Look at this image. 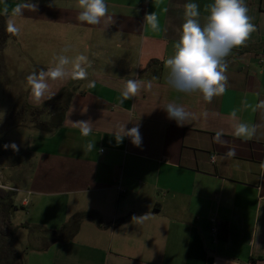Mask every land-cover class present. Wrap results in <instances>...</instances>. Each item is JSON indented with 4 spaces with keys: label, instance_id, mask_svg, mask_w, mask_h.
Wrapping results in <instances>:
<instances>
[{
    "label": "crops",
    "instance_id": "crops-1",
    "mask_svg": "<svg viewBox=\"0 0 264 264\" xmlns=\"http://www.w3.org/2000/svg\"><path fill=\"white\" fill-rule=\"evenodd\" d=\"M193 2L203 25L213 0H105L95 25L77 19L79 0H0V15L40 24L29 22L32 37L18 53L35 59V78L47 88L37 98L29 85L24 101L40 105L73 89L53 133L0 127L22 128L24 153L34 159L22 187L0 184L24 192L15 204L37 221L46 217L37 225L50 222L55 232L91 214L70 241L29 250V264H264V0H244L254 30L224 58V91L210 102L175 89L165 65ZM10 40L17 41L8 40L5 57ZM60 55L84 56L85 75L74 78L69 63L67 76L49 77ZM129 80L137 91L124 98ZM169 103L192 117L177 125L163 109ZM241 123L249 134L235 135ZM125 124L139 125L142 146L128 136L116 142ZM214 225L227 227L226 239L211 232Z\"/></svg>",
    "mask_w": 264,
    "mask_h": 264
},
{
    "label": "clouds",
    "instance_id": "clouds-1",
    "mask_svg": "<svg viewBox=\"0 0 264 264\" xmlns=\"http://www.w3.org/2000/svg\"><path fill=\"white\" fill-rule=\"evenodd\" d=\"M80 11L77 19L90 25L99 24L101 18L105 16L107 7L105 0H79ZM188 13L190 18L186 19L182 25L180 39L175 45V54L165 61L166 67L170 69L169 83L178 91L191 93L199 91L206 102H210L214 96H219L224 91V81L226 76L224 71L227 65L224 58L229 55L235 47L245 43L250 33L254 30V25L250 22L248 8L244 0H213L208 10L206 23L201 25L197 17L199 16L198 5L190 3ZM19 13V7L16 9ZM148 22L152 28L158 26L154 14L147 15ZM11 27V25H10ZM16 31L17 29L12 28ZM86 58L79 56L75 61H70L67 56L60 55L57 59L56 66L49 70L48 76L52 79L62 78L69 73L65 66L73 64L71 75L83 77L85 75L81 68V63ZM28 82L32 86L34 94L39 98L47 88L42 78L37 79L33 76L28 77ZM137 83L129 80L126 83L123 92L124 98L135 95ZM260 106H264V101ZM167 117L174 120L177 125H184L192 114L185 110L183 106L169 103L163 107ZM124 135L115 138L117 143L128 136L133 145L142 146V136L139 132V125L126 128L122 126ZM81 135L87 136L91 132L90 126L84 124L81 129ZM249 134V126L241 123L236 127L235 135L244 136ZM219 135V134H217ZM4 148L11 147L18 151L15 142L4 144ZM91 149L92 145L89 144ZM229 155H232L229 152Z\"/></svg>",
    "mask_w": 264,
    "mask_h": 264
},
{
    "label": "rangeland",
    "instance_id": "rangeland-1",
    "mask_svg": "<svg viewBox=\"0 0 264 264\" xmlns=\"http://www.w3.org/2000/svg\"><path fill=\"white\" fill-rule=\"evenodd\" d=\"M6 19V25L8 27L11 25V28L17 29L16 32L18 31V35L15 37L17 41L10 40L12 43L10 42L6 48V75L3 77L2 81H0V127L6 123L9 110L13 106L23 103L30 85L28 77H37L39 74L38 70H34L35 68L31 65V61L35 59L29 58V61L19 56L18 53L19 51L21 53L27 51L25 45L27 48L28 37L31 36L29 35L31 34L29 22H35L36 26L40 25L39 22L29 20L26 16H18L15 13L8 16V18L6 17ZM32 34L34 33L32 32ZM12 140L17 144L18 151L13 150L11 147H3L6 142L12 143ZM0 143L1 150H8L6 156L1 157L0 155V182L2 181V183L9 185H20L22 187L24 182L29 179V174L34 172V169H31L34 159L26 155L23 150V129H16V131L4 130L3 128L0 129ZM1 176H3L4 179H1ZM23 195L25 194L22 191L14 192L13 198L19 203ZM27 209L21 207L19 204V207L13 212L14 217L12 219V224L14 233L8 237V240L16 251L20 253L22 259L20 260L18 257L14 260V264H29L27 257L29 250L35 251L41 246L43 247L46 243L44 239L46 237H51L47 236L46 233L55 232L53 230L55 227L50 226L54 224H50V222L47 223L46 226L44 224L37 225L38 223H45L44 221H46L47 218L45 217L44 220L41 219L37 221V217L31 215ZM57 221H59V219ZM24 224H28L30 227H25ZM69 234V231L63 233L64 236Z\"/></svg>",
    "mask_w": 264,
    "mask_h": 264
},
{
    "label": "trees",
    "instance_id": "trees-1",
    "mask_svg": "<svg viewBox=\"0 0 264 264\" xmlns=\"http://www.w3.org/2000/svg\"><path fill=\"white\" fill-rule=\"evenodd\" d=\"M6 16L0 15V81L6 75L5 47L9 39L16 37L17 32L5 23ZM73 89L70 86L63 87L58 94L40 105H30L24 101L21 105L13 106L8 112V119L4 125L8 126H30L40 133L50 134L63 124L66 111L71 103ZM1 146V143H0ZM4 150L0 149V155ZM13 191L0 188V264H14V260L21 255L11 245L8 237L14 233L12 219L14 210L19 206L15 204ZM22 207V206H21ZM90 213H81L74 216L68 223L63 225L58 232H48L50 239L43 247L47 249L57 242H66L74 238L80 228L82 219L90 217ZM25 227H30L24 224ZM69 231V235L63 233ZM227 227H218V237L226 239ZM67 240H64L66 239ZM24 262V261H23ZM21 264V263H20Z\"/></svg>",
    "mask_w": 264,
    "mask_h": 264
},
{
    "label": "built area",
    "instance_id": "built-area-1",
    "mask_svg": "<svg viewBox=\"0 0 264 264\" xmlns=\"http://www.w3.org/2000/svg\"><path fill=\"white\" fill-rule=\"evenodd\" d=\"M212 159H214V157ZM0 187L1 188H4V189H7V190H10V191H13V192H18L19 191V189H17V188L8 187V186H4V185H1V184H0ZM23 202L26 204L28 202L27 198H24V201ZM211 232L213 234L217 235L218 234V226L214 225L212 227V229H211Z\"/></svg>",
    "mask_w": 264,
    "mask_h": 264
}]
</instances>
